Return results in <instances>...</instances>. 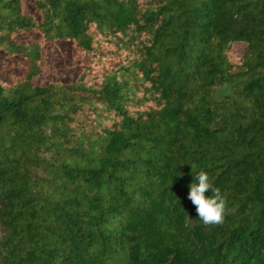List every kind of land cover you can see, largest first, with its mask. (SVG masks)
I'll list each match as a JSON object with an SVG mask.
<instances>
[{"label":"trees","instance_id":"obj_1","mask_svg":"<svg viewBox=\"0 0 264 264\" xmlns=\"http://www.w3.org/2000/svg\"><path fill=\"white\" fill-rule=\"evenodd\" d=\"M0 58V264H264V0H0Z\"/></svg>","mask_w":264,"mask_h":264},{"label":"rangeland","instance_id":"obj_2","mask_svg":"<svg viewBox=\"0 0 264 264\" xmlns=\"http://www.w3.org/2000/svg\"><path fill=\"white\" fill-rule=\"evenodd\" d=\"M30 38V37H29ZM44 72L37 80L40 86L52 82H72L79 71L80 61L73 56L70 45L64 42L46 45L43 48ZM14 61L0 58V80L10 82L20 68Z\"/></svg>","mask_w":264,"mask_h":264},{"label":"clouds","instance_id":"obj_3","mask_svg":"<svg viewBox=\"0 0 264 264\" xmlns=\"http://www.w3.org/2000/svg\"><path fill=\"white\" fill-rule=\"evenodd\" d=\"M188 199L195 206L196 213L204 225L223 223L226 198L218 188L213 187L207 172L201 170L192 174ZM210 194L206 195V192Z\"/></svg>","mask_w":264,"mask_h":264}]
</instances>
